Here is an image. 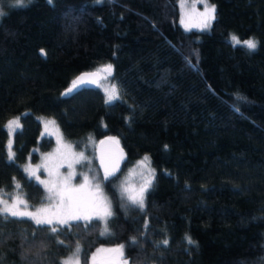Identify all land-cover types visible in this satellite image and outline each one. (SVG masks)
<instances>
[{
    "label": "trees",
    "instance_id": "obj_1",
    "mask_svg": "<svg viewBox=\"0 0 264 264\" xmlns=\"http://www.w3.org/2000/svg\"><path fill=\"white\" fill-rule=\"evenodd\" d=\"M210 1L206 31L182 28L176 0H31L1 17L0 195L46 201L21 167L54 145L41 137V115L77 149L119 141L123 169L147 154L155 175L142 208L111 184L123 169L107 179V235L100 219L52 233L0 217V264H62L77 245L82 264L101 245L130 264H264V0ZM233 35L257 48L233 46ZM109 64L117 99L99 86L63 95L76 75Z\"/></svg>",
    "mask_w": 264,
    "mask_h": 264
},
{
    "label": "rangeland",
    "instance_id": "obj_2",
    "mask_svg": "<svg viewBox=\"0 0 264 264\" xmlns=\"http://www.w3.org/2000/svg\"><path fill=\"white\" fill-rule=\"evenodd\" d=\"M178 4V9L180 10V16L179 21L184 30H201L206 31V29H202L200 27H197L201 22L202 17L198 15V13H201L204 11V6L207 4L208 6L213 5V3L210 0H176ZM184 4V7L181 6V4ZM27 4V2H26ZM193 5H195V11H193ZM11 7H15L13 0H0V11H3L6 13ZM5 15V14H4ZM2 16H0V20ZM183 21V23H182ZM213 21V20H212ZM211 21V22H212ZM210 22V24H211ZM185 25H188L186 27ZM253 39V38H252ZM241 41H245L240 39ZM255 41V39H254ZM241 45V44H240ZM103 79L99 82L98 86L102 88L103 91L105 89H111V86L113 85L110 77H108V74L106 72H102ZM106 98L107 97V93ZM12 120H18L20 124V119L18 117L10 118L6 122V127L8 126L9 121ZM38 121L41 123V137L43 135H47L53 139V147L50 150L43 151V153H40L39 158L35 161H32L31 157H29L24 163H22L21 167H23L24 171L25 168H28L30 170H35V176H29L28 172L25 171V173L31 177L33 180H35L41 187H43L46 191V201L44 203L37 204L35 206H31L28 201L25 199L24 195L20 191L13 192L10 196H6L4 194L0 195V199L8 200L9 203H12V200L10 197H16L19 196L27 203V210L31 212H36L37 209H47L48 214L52 215L54 213H57V201H50L48 199L49 192L47 188L45 187V184L40 183V181H44L46 184L51 186V184L57 179V176L64 178L69 175V173H73L71 180L68 182L69 186L74 189L78 190V195L82 196L86 200H91L97 195V189L96 185H99V192L103 194V198H106L108 203L111 207L112 212V205H111V199L110 196L107 195L105 191V182L107 180L104 179V175L100 173L98 168V163L96 160V143L91 141L90 145L85 146L83 149H77L74 147L73 143H71L69 140L66 139L64 134L61 132L60 127L58 123H56L55 119L46 115L38 116ZM54 122V123H53ZM21 125V124H20ZM8 139L6 142V146L8 148L9 152V142L11 141V145L13 142V134L8 130ZM12 151V146H11ZM83 153L84 157H86L85 160H83L80 163H74L72 168L70 169L68 167V164L72 161V156ZM146 155H141L139 158L132 160L129 165H127L120 173V175L111 181V184L113 185L116 194L118 195L119 199L121 201H126L130 203L127 199V193L124 192V189L127 187L129 189H133L135 191H139V188L143 185V183L146 180L153 179L155 175V170L152 165V162L150 159L147 161H144L143 165H141V161L144 160V157ZM52 173V175H49V173ZM39 177V180L36 179V177ZM85 176L88 177V181H85ZM83 185V187H81ZM147 192V191H146ZM144 193V199L146 197L147 193ZM131 204V203H130ZM103 212V205L102 203H98L94 207H89L84 210L80 214L83 215H92L93 219H100L102 224V235H107L110 233L109 228L107 227V219L110 217L104 218H98L96 216V213ZM84 221V220H82ZM72 222V221H70ZM88 222V221H84ZM61 226V225H56ZM52 227V226H51ZM75 247L73 251L66 257L62 259V261L68 260L73 257V254L76 251ZM80 248V247H79ZM98 249L102 251H97ZM93 254H91V260H93V263L91 264H130L129 261L122 256V252H116L112 251L113 249H116L112 246H106L101 245L100 248H98ZM80 255V252H79ZM99 259L96 261V259ZM80 264L81 260H80Z\"/></svg>",
    "mask_w": 264,
    "mask_h": 264
},
{
    "label": "snow or ice",
    "instance_id": "obj_3",
    "mask_svg": "<svg viewBox=\"0 0 264 264\" xmlns=\"http://www.w3.org/2000/svg\"><path fill=\"white\" fill-rule=\"evenodd\" d=\"M6 2V0H5ZM14 5L17 7H24L26 6V2L30 3L31 0H13ZM51 3V0H49ZM182 7H184V4H181ZM193 11H195V5L192 6ZM215 12L216 7L215 5L208 6L205 4L204 11L201 13H198L200 17H202L201 22L196 25L197 27H200L202 29H206L210 26V22L215 19ZM5 13L3 11H0V16H3ZM183 23V21H182ZM188 27V25H185ZM231 41L233 43V46L243 44L249 51H253L257 48V42L253 39H248L245 41H241L237 36L233 35L231 37ZM43 53V50H41ZM112 65H105L102 69V71L108 73L109 75L112 73ZM97 73H85L82 74L80 77L77 78L76 81H73L72 87L69 88L65 95H68L75 91L78 87L87 84V83H96L97 81L95 79H91L90 77H95ZM105 92L107 93L108 101H112L114 99L118 98V91L116 88V85H112L111 89H105ZM54 123V122H53ZM8 130L12 133H15L16 130L20 128V124L18 120H12L8 123ZM113 139V138H110ZM103 143V142H102ZM167 147V146H165ZM15 159V153L11 151V141L9 142V152H8V160L14 161ZM86 157H84L83 153H79L72 156L71 163L68 164V167L71 169L74 163H80L83 160H85ZM149 157L145 156L144 160L141 161V165H143L144 161H147ZM103 163V162H102ZM25 171L28 172L29 176H35V170H30L28 168H25ZM116 172V168L114 167L112 171H109L107 167H105V175L104 179L107 180L110 176H114ZM49 175H52L50 172ZM73 173H69L67 177L61 178L57 176V179L49 186L44 181H40V183L45 184V187L47 188L49 192L48 199L50 201H57V213H54L52 215L48 214L47 209H37L36 212H31L27 210V203L25 200H23L21 197H10L12 200V203H9L8 200L0 199V217H3L5 220H9L10 218H23L28 217L31 220L35 222L37 225H49L52 226L50 228V231L52 233H56L58 231V227L56 225H67L70 221H90L93 219L92 215H83L80 214L82 210L94 207L98 203H102L103 205V212L96 213V216L98 218H104L112 215L111 207L106 198H103V194L99 192V185H96L97 189V195L92 198L91 200H86L82 196L78 195V190H74L69 186V181L72 178ZM154 178V177H153ZM37 180H39V177H36ZM85 181H88V177L85 176ZM152 181L146 180L143 185L139 188V191H135L133 189L125 188L124 192L127 193V199L131 204L137 205L139 207H143L144 205V193L148 190V188L151 186ZM83 187V185L81 186ZM17 188H19V185H17ZM189 244L195 243L191 240L190 237L187 238ZM132 243L135 244L136 240L133 238ZM164 245L168 244L167 240H164L162 242ZM123 246H121L122 248ZM97 251H102L98 249ZM112 251L119 252L121 249H113ZM79 252L80 248L77 245L76 251L73 254V257L65 260L62 262V264H80L79 259Z\"/></svg>",
    "mask_w": 264,
    "mask_h": 264
},
{
    "label": "water",
    "instance_id": "obj_4",
    "mask_svg": "<svg viewBox=\"0 0 264 264\" xmlns=\"http://www.w3.org/2000/svg\"><path fill=\"white\" fill-rule=\"evenodd\" d=\"M41 50H43V49H41ZM41 50H40L41 55L43 57H45L44 51L42 53ZM104 66L105 65H103V67ZM103 67L100 70L99 69H93V70H89V71H82L81 73H79L78 75H76L74 77V81H76L77 78L80 77L82 74L97 73V75L95 77H90L91 79H95L97 81L96 83L84 84V85L78 87L72 93L65 95L66 91L72 87V85H71L65 89V91L63 92V95L64 96H71L73 93L79 91V89H81L83 87H92L93 88V87L98 86L99 82L103 79L102 78L103 77V74H102ZM110 138H112V137H109L106 135V137L99 139L96 143L95 153H96V160L98 163V168H99V171L101 174L105 175V167H107L109 171H112L114 167L116 168L115 175L109 177V178H112V177H116L117 175H119V172L123 169L124 164H125L126 151H124V148L119 141H116L114 138L113 139H110Z\"/></svg>",
    "mask_w": 264,
    "mask_h": 264
}]
</instances>
